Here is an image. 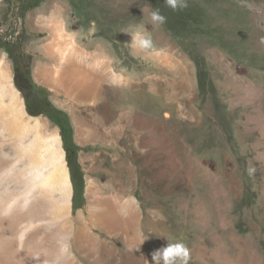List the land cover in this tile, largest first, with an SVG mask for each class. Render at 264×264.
<instances>
[{"label":"rangeland","instance_id":"374dc122","mask_svg":"<svg viewBox=\"0 0 264 264\" xmlns=\"http://www.w3.org/2000/svg\"><path fill=\"white\" fill-rule=\"evenodd\" d=\"M156 8L167 17L163 25L149 22ZM54 11L82 46L103 49L129 81L105 83L111 102L129 94V196L147 244H129L123 259L152 264L168 237L187 245L189 264H264V0H188L180 11L165 0H0V58L27 114L58 127L66 161L58 122L70 126L66 137L84 181L78 191L71 178L77 214L87 212L89 181L96 174L105 181L100 156L125 148L127 120L116 115L106 138L79 135L63 102L82 111L91 105L36 79L37 61L52 62L42 48L50 33L36 14ZM139 25L151 33L149 50L130 45L128 31Z\"/></svg>","mask_w":264,"mask_h":264},{"label":"bare ground","instance_id":"6f19581e","mask_svg":"<svg viewBox=\"0 0 264 264\" xmlns=\"http://www.w3.org/2000/svg\"><path fill=\"white\" fill-rule=\"evenodd\" d=\"M36 15L50 33L42 48L52 58L37 61L36 79L65 92L70 101L91 105L82 111L63 102L73 112L79 135L106 138L114 117L123 116L125 148L100 156L106 159L105 181L95 173L87 189V212L75 214L59 129L27 114L11 67L0 58V264H129L123 259L129 244L147 247L140 231L142 214L129 196L134 173L129 168V94L122 92L111 102L105 86L129 81L103 49L82 46L58 11ZM152 178L156 181L157 174Z\"/></svg>","mask_w":264,"mask_h":264},{"label":"clouds","instance_id":"9594fccd","mask_svg":"<svg viewBox=\"0 0 264 264\" xmlns=\"http://www.w3.org/2000/svg\"><path fill=\"white\" fill-rule=\"evenodd\" d=\"M165 5L171 8L173 11H180L188 7V0H165ZM166 21L167 17L161 14L159 8L153 9L151 11L149 22L153 26L163 25L166 23ZM128 32L132 35V41L130 45L133 49L146 51L153 47L151 33L145 30L144 25H139ZM118 82L119 81L117 80L113 81V83ZM254 171L255 169L249 170L250 174H252ZM167 239L169 241L167 246L161 247L152 252V264H189L191 256L190 249L187 247V245L182 241L172 242L168 237ZM139 247L136 249H139Z\"/></svg>","mask_w":264,"mask_h":264},{"label":"trees","instance_id":"16d2710c","mask_svg":"<svg viewBox=\"0 0 264 264\" xmlns=\"http://www.w3.org/2000/svg\"><path fill=\"white\" fill-rule=\"evenodd\" d=\"M35 3H37V2H34V4ZM30 112L34 113L35 111H33L31 109ZM58 123L62 127L63 137H65V147H66V151H67V162H68V166L70 168V173H71L73 185L78 191H83L84 181L82 179L83 174L81 171V166L78 162L77 148L73 142V139L66 137L67 136V129L70 128V126L65 124V122H63L62 120H59ZM78 177H80V179H81L80 183L77 180Z\"/></svg>","mask_w":264,"mask_h":264}]
</instances>
